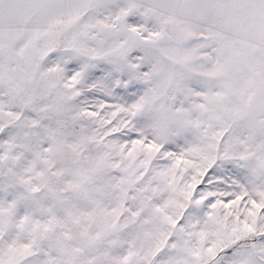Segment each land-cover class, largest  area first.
<instances>
[{"label": "snow or ice", "instance_id": "1", "mask_svg": "<svg viewBox=\"0 0 264 264\" xmlns=\"http://www.w3.org/2000/svg\"><path fill=\"white\" fill-rule=\"evenodd\" d=\"M0 264H264V0H0Z\"/></svg>", "mask_w": 264, "mask_h": 264}]
</instances>
